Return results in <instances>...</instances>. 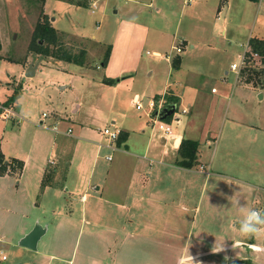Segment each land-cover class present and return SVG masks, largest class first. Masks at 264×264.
I'll use <instances>...</instances> for the list:
<instances>
[{"label": "crops", "instance_id": "0c3cea01", "mask_svg": "<svg viewBox=\"0 0 264 264\" xmlns=\"http://www.w3.org/2000/svg\"><path fill=\"white\" fill-rule=\"evenodd\" d=\"M207 1L195 0L191 20H200L198 8ZM213 3L221 9L218 0ZM157 36L163 37L160 31ZM211 37L206 35L201 43L210 50ZM182 40V44L187 43L186 38ZM182 44L172 59L169 54L164 57L153 51L167 64L155 71L152 65L148 82L141 87L136 86L141 77L136 78L132 63L125 67L129 58H114L108 45L109 56L100 64L107 69L110 63L112 70L117 63L121 66L96 82L113 98L107 99L112 104L128 101L137 109L134 100L141 104L142 93L135 89L148 92L147 106L141 104L137 110L143 111L134 118L116 113L120 121L115 127L125 133L123 141H111L102 134L106 125L93 126V116L68 121L56 114L51 125L40 121L52 135H35L31 151L26 152L4 138L5 133H23L7 128V124H19L22 119L17 110L21 93L9 105L10 112L0 113V121L5 123L0 153L5 161L15 158L23 162L20 171L0 175V261H7L2 251L7 247L11 253L8 264H171V260L175 264H264V225L259 234L243 238L235 221L249 208L264 211V154L260 147L255 153L247 145L255 140L264 143V127L240 119L237 110L220 111L230 97L229 71L224 69L219 75L194 69L181 54ZM44 57L48 60L51 56L30 53L26 70L32 64L34 75ZM175 57L180 59L176 68L172 66ZM233 73L236 80L237 73ZM65 87L59 85L60 89ZM154 96L162 107L172 104L168 96L181 106L183 121L178 113L174 122L180 126L171 127L170 135L162 133L151 119L156 109L151 112L148 103ZM218 128L221 135L215 136ZM183 138L198 142L196 162L190 168L175 163ZM236 141L238 145H231ZM232 147L237 154H232ZM76 155L79 163L91 162L90 167L86 165V179L62 180L70 176ZM100 157L106 164L98 168L95 180H89ZM59 175L61 180H56ZM236 192L243 208L231 205ZM37 224L42 233L35 248L22 246L21 240ZM221 239H225L223 250L213 252L215 242Z\"/></svg>", "mask_w": 264, "mask_h": 264}, {"label": "rangeland", "instance_id": "374dc122", "mask_svg": "<svg viewBox=\"0 0 264 264\" xmlns=\"http://www.w3.org/2000/svg\"><path fill=\"white\" fill-rule=\"evenodd\" d=\"M76 1L0 0V104L9 98L18 85L22 95L18 96L21 98L17 104L22 119L19 124H7V128H13L14 131L21 129L23 133L15 132L14 136L5 133L7 143L11 141L22 151L30 152L35 135H52L50 129L40 125L41 119L45 121L44 124L51 125L56 114L68 121L88 120L93 116V126L97 128L105 125L111 128L118 126L120 116L116 113H124L129 118H134L143 110L133 108L128 101L112 104L107 99H113L109 91H103V87L96 83L103 75L110 71L115 72L121 66L117 63L112 70L110 63L107 69L100 64L108 45L113 48L114 58H129L125 67H131L132 63L136 78L141 77L136 86L141 87L143 82H148V72L152 65L155 71L161 64H167L163 60L160 62L161 59L154 56L153 51H159L164 57L169 54L172 59L176 53L173 47L180 46L183 38L187 39V43L182 44L184 48L181 54L188 57L189 65L194 69L197 68L205 74L219 75L224 69L229 71L227 83L230 97L225 100V106L220 111L231 113L237 110L240 119L264 127V119L259 121L260 117L264 118V63L260 55L251 54L247 43L249 38L264 39V0H218V4H222L221 9L218 8L219 5L216 7L217 4L214 8L215 0H208L204 7L198 8L201 12L198 21L190 18L191 6L195 4V0H186L184 5L183 0H94V8L88 2L76 4ZM40 18H47L60 34L64 47L73 52L85 48L84 65L55 60L52 57L47 60L44 57L34 75H25L30 53H33L28 49L34 29L32 24H36ZM157 31L163 37L158 38ZM208 34L212 35L211 50L201 45ZM192 43L195 44L194 48L190 47ZM244 51L252 59L240 69L235 80L229 65L239 64ZM86 65L92 69H86ZM61 84L66 87L60 89ZM135 91L142 93L140 102L147 106L148 92L141 89ZM56 103L64 110L59 109ZM180 111L181 106L177 104L173 115L164 119L170 122L172 129L180 126L174 122ZM43 113L47 115L43 116ZM180 117L183 121L184 115L180 114ZM113 121L116 122L112 125ZM69 125L74 127L71 122ZM4 127L5 123L0 121V137L4 133ZM219 134L218 128L214 135ZM235 144L238 145L237 141L233 144L231 142V145ZM247 145L251 152L257 153L260 147L264 154V143L255 140ZM232 149V154H237V149ZM48 153L46 150L45 154ZM52 154L55 156L54 151ZM32 160L31 157L30 164ZM78 160L79 156L76 155L70 176L62 180L86 179V165L87 168L90 167L91 162L79 163ZM96 162L89 180H95L98 168L106 164L102 157ZM56 180H61V176H56ZM243 214L235 219L238 224ZM2 251L8 259L0 261V264H8L11 253L7 247ZM22 255L24 259H31L27 254ZM171 261V264H175Z\"/></svg>", "mask_w": 264, "mask_h": 264}, {"label": "trees", "instance_id": "16d2710c", "mask_svg": "<svg viewBox=\"0 0 264 264\" xmlns=\"http://www.w3.org/2000/svg\"><path fill=\"white\" fill-rule=\"evenodd\" d=\"M71 2L72 0H68ZM86 1V2H85ZM252 2H258L259 0H250ZM86 4L87 0H77L76 4ZM43 43V44H42ZM248 46L250 47L251 54L256 53L261 56V61L264 63V39L259 38H249ZM64 43L61 40L60 34L52 27L47 18H40L34 26L32 38L29 43L28 49L33 51L34 53L41 54L43 56H51L55 59L64 60L73 62L77 65H84L85 62V48H80L77 52H73L69 48L64 47ZM110 46H108L107 51L105 52V56L103 58V62L106 63V60L109 56ZM1 48V44H0ZM246 56L248 62L252 59L251 55L248 56L246 52ZM180 59L175 57L172 61V66L174 68L178 67ZM250 81V80H246ZM104 82L109 84L113 83L111 79H105ZM20 95V86H16L13 89V92L9 96V98L3 102L2 105L8 106L12 104ZM155 101L158 99V96H154ZM167 99H171L172 103H177L175 98H171L170 96ZM1 112V110H0ZM168 118V117H167ZM125 138L124 132H119L117 142ZM198 151V142L196 140L183 138L178 146L177 153L178 158L175 160V163L178 166L190 168L194 165L197 158ZM23 162L21 160L12 158L10 160L5 161L3 155L0 153V175H3L7 172L11 171H20L22 169ZM45 184V181L42 182V185Z\"/></svg>", "mask_w": 264, "mask_h": 264}, {"label": "built area", "instance_id": "2783aa9c", "mask_svg": "<svg viewBox=\"0 0 264 264\" xmlns=\"http://www.w3.org/2000/svg\"><path fill=\"white\" fill-rule=\"evenodd\" d=\"M87 2H88V4H90V7H92V8L95 7L94 0H87ZM173 48L175 49L176 52H179L181 50L179 46H175ZM247 62H248V59H247V56H246V52L244 51V53L241 55V60H240L239 64L232 63L230 65V68H231V70L235 71L238 74L240 69L243 66H245L247 64ZM134 103H135V107L137 109H140L142 107L141 104L138 103L137 99L134 100ZM148 106H149L151 112L156 109L155 112H154L155 114L151 115V119H153V122L155 123L157 128L162 133H164L165 135H170L171 134V126H170V124L167 123L166 121H164L163 119H160L158 117V112L162 108V102L161 101L157 102L155 100H150L149 103H148ZM0 110H1V112L8 113V112H10V107H9V105L8 106H4V105L1 104ZM185 111L186 110L183 109V112H185ZM43 116H45V113H43ZM177 120L178 119L176 118V121ZM101 132H102V134L106 135L111 141H115L118 138V135H119L120 131L116 127L111 128L109 126H105V127H103L101 129ZM108 158H110V157H108ZM263 204H264V202H263ZM254 209L263 211V209L261 207L260 208H254ZM3 258H4V256H3Z\"/></svg>", "mask_w": 264, "mask_h": 264}, {"label": "clouds", "instance_id": "9594fccd", "mask_svg": "<svg viewBox=\"0 0 264 264\" xmlns=\"http://www.w3.org/2000/svg\"><path fill=\"white\" fill-rule=\"evenodd\" d=\"M231 197L232 199H230V202L232 206L238 209L243 208V205L240 203L241 195L239 192L234 193ZM262 225H264V211L249 208L243 218L239 221L238 233L243 238L257 235L260 233ZM224 240L225 239H221L220 241L215 242V248L212 249V251L218 252L223 250ZM190 260H192L191 256Z\"/></svg>", "mask_w": 264, "mask_h": 264}, {"label": "water", "instance_id": "95a60500", "mask_svg": "<svg viewBox=\"0 0 264 264\" xmlns=\"http://www.w3.org/2000/svg\"><path fill=\"white\" fill-rule=\"evenodd\" d=\"M33 65L29 64L27 67V70L25 71L26 76H32L33 74ZM177 109V106L175 103L172 104H166L163 106L159 112H158V117L160 119H165L169 116H171ZM42 233L41 227L37 224L34 226V228L21 240V245L25 246L30 249L35 248V243L40 234Z\"/></svg>", "mask_w": 264, "mask_h": 264}]
</instances>
